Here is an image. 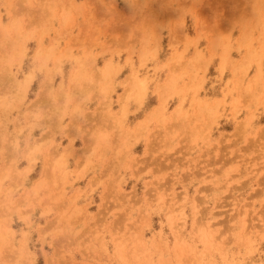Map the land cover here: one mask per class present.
I'll list each match as a JSON object with an SVG mask.
<instances>
[{"label":"rangeland","instance_id":"374dc122","mask_svg":"<svg viewBox=\"0 0 264 264\" xmlns=\"http://www.w3.org/2000/svg\"><path fill=\"white\" fill-rule=\"evenodd\" d=\"M9 1L0 0V29L7 33L0 40V80L5 74L10 80L0 81V127L18 147L37 129L25 133V120L41 83L50 90L66 81L93 80L97 88L71 94L81 113L112 112L110 120L127 132L141 118L150 130L144 140L164 125L174 131L167 132L154 159H165L168 174L145 170L143 179L133 175L118 192L72 197L37 191L29 200L21 172L8 186L0 180V196L8 199L0 200V264H264V0H252L253 16L238 19L241 29L254 28L249 38L222 25L230 22L233 0H69V8L64 0H57L63 8L52 0H28L25 13L23 0H11L14 9ZM152 13L158 15L153 31L142 30ZM107 19L121 30L99 31ZM14 22L30 31H17ZM192 24L199 29L191 31ZM12 34L25 35L20 54L8 47ZM108 35L110 42L100 41ZM8 54L16 56L7 67ZM107 64L116 68L107 72ZM75 67L86 75L72 80ZM92 71H99L96 78ZM29 73L22 99L11 80L23 81ZM209 74L221 78L211 84ZM210 88L219 95L212 97ZM124 89L128 105L121 110L116 98ZM157 105L159 112L148 116ZM216 107L223 110L219 120L221 113L207 111ZM197 113L207 115L200 120ZM71 117L65 112L61 121ZM195 130L198 138L192 137ZM123 194L127 198L117 199Z\"/></svg>","mask_w":264,"mask_h":264},{"label":"crops","instance_id":"0c3cea01","mask_svg":"<svg viewBox=\"0 0 264 264\" xmlns=\"http://www.w3.org/2000/svg\"><path fill=\"white\" fill-rule=\"evenodd\" d=\"M55 3V7L63 8L64 4L59 3L57 0H52ZM65 3H69V0H64ZM76 1V0H75ZM239 1V0H238ZM237 1V2H238ZM9 8H15V3L9 1ZM77 2V1H76ZM57 3V4H56ZM252 0H243L241 5H236L233 0L232 6L229 11V16L236 19H244L253 16L251 13ZM66 7V6H65ZM70 7V3L67 8ZM28 8L26 0L23 2L24 13ZM97 15V14H96ZM99 16L105 15L99 13ZM152 20L146 23V26L141 23L142 30L152 32L155 25L157 24V13H152ZM117 22L112 19H107L104 24L99 25V31L103 32H118L121 30V25L116 24ZM226 27L229 23H223ZM199 29L200 25H191V31ZM220 29V26H219ZM25 30H30L25 27ZM242 29L239 27V23L233 28V33H239ZM143 37V33L140 36ZM112 37L101 36L100 41L110 42ZM121 42V41H119ZM202 43L199 44V47ZM110 44L107 46L109 47ZM106 61L110 60L109 56H106ZM124 57L121 62H123ZM116 62V58L114 59ZM210 75V74H209ZM212 83H217L216 75H210ZM59 78H57L58 80ZM212 97L218 96L219 92H212L209 89ZM208 93V92H207ZM206 93V94H207ZM87 94L84 91L82 94ZM33 114L26 117L25 133L29 131L33 126H37L35 121H41L40 125L37 126L32 132V137L26 141V137L21 142V149L19 156L15 160L16 168L18 172L23 173L25 177L24 183H27V192L30 195L26 199L36 198V193H48L52 191H67L69 196H77L75 194L84 191L104 192L110 190H118L121 186L119 182V174L124 177L123 182L129 184L132 180V176H140L144 174L147 167L151 165L152 161L146 160L145 163H138L140 160L147 156V142L153 141L154 136H150V139L144 140L145 133L150 130L147 128H139L141 118L134 121L130 130H122L116 124V122L106 123L101 122L103 117H98L97 125L86 124L83 121L84 117L80 118L79 126L76 128L69 127L66 124L67 120H63L59 123L52 122L54 120L49 117L50 112L40 108V117L37 120L35 116L37 111L35 108ZM91 114V113H90ZM103 113H100L102 115ZM138 114V113H136ZM86 115L85 119H89V114ZM56 120H59L56 118ZM61 120V119H60ZM113 124V125H112ZM39 133L38 140H34L35 132ZM123 132L130 133L129 137H124ZM72 138V139H71ZM140 138V139H139ZM126 139L128 143L123 140ZM138 140L132 143L134 140ZM141 140V141H140ZM131 142V145H129ZM130 146V147H129ZM28 149V152L24 157L21 155V151ZM30 151V152H29ZM32 151V152H31ZM138 157L137 159H134ZM139 157L141 159H139ZM14 162H12L9 155L7 158L0 152V180L3 185L8 186L14 177L15 169ZM66 165V170L63 165ZM122 182V184H123ZM37 190H33L35 188ZM122 187V186H121ZM26 192V193H27ZM34 194V195H33ZM41 197H46L47 194H40ZM84 196H82L83 198ZM22 198V197H21ZM47 198V197H46ZM89 199V198H88ZM25 199H23L24 201Z\"/></svg>","mask_w":264,"mask_h":264},{"label":"bare ground","instance_id":"6f19581e","mask_svg":"<svg viewBox=\"0 0 264 264\" xmlns=\"http://www.w3.org/2000/svg\"><path fill=\"white\" fill-rule=\"evenodd\" d=\"M23 2H24V0H23ZM26 2H28V0H26ZM0 5H1V3H0ZM244 20H247V18H244ZM14 23L15 24H13V26L16 27L17 31L27 32L26 30L20 29V27L18 26V24L16 22H14ZM237 23H238V19L233 21V18H230L229 25H231L230 29L232 30V32H233V28L235 27V25H237ZM222 24H223V21H222ZM228 27H226V28H228ZM253 31L255 32L254 28H249L248 26H245L242 29V34L244 33V35L247 38H249L251 36V34L253 35ZM263 31H264V27L262 25V28L260 29L259 34L260 33L263 34ZM24 36H25L24 34H12L11 35V40H9V42H8V47L10 48V47L14 46L13 51L18 53V54L23 52V49H17V48H23V37ZM6 37H7V33H6L5 29H0V40L2 41ZM238 38H239V36H238ZM238 38H237V42L236 43L239 44L241 39H238ZM39 40H40V38H39ZM211 44H212V42H211ZM6 51L7 50L4 51L2 56H4ZM8 55L10 56L9 58L7 57ZM8 55L6 56L8 60L6 61L5 64H3V66H7L8 67V65L11 66V63L15 62V56L16 55H13V54H8ZM204 61H205V63H209L210 62V58H205ZM81 63L82 62H80V64ZM109 64H111V63H109ZM103 68H104L105 71L111 72V71H113V69L116 68V66L107 64V65H104ZM259 69H261L260 64H259ZM9 72H11V71H9ZM13 73L15 74V72H13ZM72 73H73L72 80L78 79L79 77H83L84 75H86V73L83 71V69L81 67H75L74 69H72ZM98 74H99V71H94V72L92 71L91 78L92 77L96 78V76ZM102 74H104L105 77H106L105 73H102ZM11 76H12V74H11ZM14 77H15V75H14ZM216 77L217 78H221L218 74L216 75ZM31 78H32V74L29 73L27 75V77L23 81H18L17 80V76L15 77V79L11 80L12 81V89L14 90V92L16 94H18L19 97H22V99H24L26 97V94H27V91H28V88H29V84L31 82ZM133 78H135V77H132V79ZM3 79H7V74H5L4 77L0 81H2ZM206 80H207V78H206ZM7 81H8V83L10 82V80H8V79H7ZM2 84H3V82H0V91H3L2 90ZM45 85L46 86L44 87L43 83L40 84V88L38 90V94H40V96H38V99H37L38 101L36 102V104H34L32 106V108L39 107L38 108L39 112L37 111L35 116H39L40 117V108H43L46 112L47 111L50 112L49 116H50L51 119H53V117H54V120L52 121L54 123H59V121L62 122L60 119H61V117L63 116V114L65 112L70 114L72 117L67 121L68 123L66 125L69 126V127H73V128H76L77 126H79V123L81 122L80 121L81 117H84L83 121L89 122L90 119H92L94 121L95 120L98 121L97 118L102 116L103 118L99 119V120H101V122L104 121V119L107 117L108 121L110 123H112V121L109 118V116H111L112 112H109V113L107 112V113H104V114L100 115L101 112L96 110L92 114H89V117H90L89 119L88 118L85 119L86 115H84L83 113H81L79 111V109H80L79 104L77 102H75L73 104V102L75 100V98L73 96H77L78 97V93L82 94L84 91H86L87 93L90 92V89L97 88L98 82L96 83V82H93V80H88L84 84L82 82V80H77V81H71V82H67L66 81L62 85H59L58 87L57 86H53L51 88L49 86V88H51L50 90L54 94H52L51 91L49 89H47V84H45ZM127 93H128V90L124 89L123 90V94L119 95L116 98L118 103H119V107H120L121 110L125 109L127 107V105H128L127 96H126ZM52 95H54V96H52ZM6 100H7V102L9 104H12V101H13L12 98H9V99H6ZM105 105L109 106L110 104L109 103H105ZM159 107H160V105H157L153 110H151L148 113L149 114L148 116L151 117V116L156 115L157 112H159ZM208 107L210 108V106H208ZM69 109H71L73 111V113H70L68 111ZM207 111L209 112V114L211 112V114H213L215 116H218V114H220L223 110H219V108L216 107V108H212V110L207 109ZM172 115H173V117H175V113L172 114ZM206 115H207V113H197L196 117L201 120V119L205 118ZM186 116H188V115H186ZM186 116H185V118H187ZM222 117H223V113H221L218 116L217 120L221 119ZM27 118L31 119L32 117H27ZM56 118L59 119V120H56ZM150 121H152V120H150ZM40 122L41 121H35V124L37 126H39ZM185 125H187V124L185 123ZM143 126H145L143 122L138 123V127L139 128H142ZM172 127H173V125L170 127L169 131L166 128V125H164V128H159L158 127L159 130L156 132L155 136L152 138L153 141L151 140V142L147 145L146 152H148L151 157H148V158L144 157V159H142V160H140L138 162V163L142 164V163H145L146 160H149V161L153 160L151 162V165L146 168V171H148V170H156L157 173L159 171H164L166 174H168L163 169V168L168 167L166 165H169V164L165 163V159L158 160V161H156L154 159H155V153H157L160 150L162 145L167 143V141H168L167 140L168 133H170L171 131H174V128H172ZM204 128H205V130L207 129L206 127H204ZM191 129H192L191 125L187 126V131L186 132H190ZM129 135H130V133L123 132V136L124 137H129ZM187 137H189V136H187ZM192 137H194V138H198L199 137L198 130H195L192 133ZM123 141L125 143H128V141L126 139H124ZM19 151H20V147H18V141L14 138V136L12 137L8 132H6V130H4V129H2L0 127V152L3 155H5L6 158H7V155H9L11 160H12V162H14L13 165H14V169L16 170L15 173H13L14 174V177H13L14 181H18V178H19V172H17L18 170L16 168V163H15V160H17V158L19 156ZM27 152H28V149H24V153L26 154ZM148 153H146V154H148ZM137 158L138 157H135L134 159H137ZM139 159H141V158L139 157ZM63 166H64V168L66 170V165L64 164ZM151 166H154L155 169H152ZM123 180H124V177L119 174V181L122 183ZM170 183H171V179L168 178L167 184H170ZM188 187L189 186H187V188ZM0 189H2V188L0 187ZM33 190H37L36 187L33 188ZM116 192H118V191H116ZM197 195H200V194H195L194 195V197H193L194 201L198 199ZM25 196L30 198V195H29L28 192L25 193ZM123 198H127L126 195L123 194L121 196H118L117 199L122 200ZM0 200L3 203L8 201V199L5 196H2V195L0 196ZM133 200L137 201V200H135V197H133ZM69 201H72V200H69ZM128 202H129V200L124 201L123 203H128ZM104 206L106 208V205H104ZM99 212H102V209H100Z\"/></svg>","mask_w":264,"mask_h":264}]
</instances>
